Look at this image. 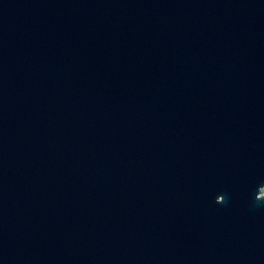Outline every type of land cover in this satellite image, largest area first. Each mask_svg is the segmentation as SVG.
Segmentation results:
<instances>
[{"label": "water", "instance_id": "obj_1", "mask_svg": "<svg viewBox=\"0 0 264 264\" xmlns=\"http://www.w3.org/2000/svg\"><path fill=\"white\" fill-rule=\"evenodd\" d=\"M0 264H264V0H0Z\"/></svg>", "mask_w": 264, "mask_h": 264}]
</instances>
